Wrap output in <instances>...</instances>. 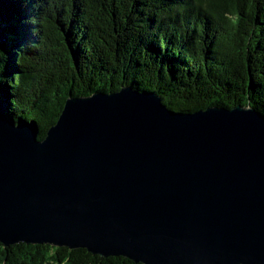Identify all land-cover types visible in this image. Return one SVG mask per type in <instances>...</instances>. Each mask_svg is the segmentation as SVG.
Masks as SVG:
<instances>
[{
  "label": "water",
  "instance_id": "1",
  "mask_svg": "<svg viewBox=\"0 0 264 264\" xmlns=\"http://www.w3.org/2000/svg\"><path fill=\"white\" fill-rule=\"evenodd\" d=\"M20 242L142 264H264V114L173 111L119 84L69 95L38 139L0 96V243Z\"/></svg>",
  "mask_w": 264,
  "mask_h": 264
},
{
  "label": "trees",
  "instance_id": "2",
  "mask_svg": "<svg viewBox=\"0 0 264 264\" xmlns=\"http://www.w3.org/2000/svg\"><path fill=\"white\" fill-rule=\"evenodd\" d=\"M0 96L42 139L65 99L127 84L173 111L264 114V0H0ZM0 264H142L0 243Z\"/></svg>",
  "mask_w": 264,
  "mask_h": 264
}]
</instances>
